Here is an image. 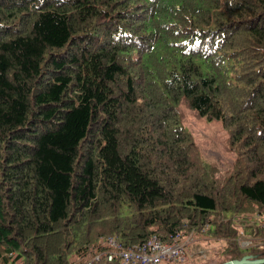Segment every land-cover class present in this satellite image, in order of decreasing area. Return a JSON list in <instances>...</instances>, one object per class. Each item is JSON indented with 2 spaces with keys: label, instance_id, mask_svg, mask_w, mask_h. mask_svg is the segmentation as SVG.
Instances as JSON below:
<instances>
[{
  "label": "trees",
  "instance_id": "obj_1",
  "mask_svg": "<svg viewBox=\"0 0 264 264\" xmlns=\"http://www.w3.org/2000/svg\"><path fill=\"white\" fill-rule=\"evenodd\" d=\"M153 236L264 259V0H0V264H124Z\"/></svg>",
  "mask_w": 264,
  "mask_h": 264
},
{
  "label": "rangeland",
  "instance_id": "obj_2",
  "mask_svg": "<svg viewBox=\"0 0 264 264\" xmlns=\"http://www.w3.org/2000/svg\"><path fill=\"white\" fill-rule=\"evenodd\" d=\"M185 113L186 126L193 133L205 157L208 160H217L224 169L232 165L234 154L226 145L227 132L222 124L199 119L187 110ZM224 245V242L206 241L201 238H195L194 241L191 239L187 249V262L184 264H219L225 259L222 255ZM98 257L100 256H96Z\"/></svg>",
  "mask_w": 264,
  "mask_h": 264
},
{
  "label": "built area",
  "instance_id": "obj_3",
  "mask_svg": "<svg viewBox=\"0 0 264 264\" xmlns=\"http://www.w3.org/2000/svg\"><path fill=\"white\" fill-rule=\"evenodd\" d=\"M193 236L184 240L179 237L172 244L163 243L159 238L153 236L150 240L136 249H128L119 253L124 264H162L186 262V252ZM114 255H108V261H112ZM99 260V257L96 258Z\"/></svg>",
  "mask_w": 264,
  "mask_h": 264
},
{
  "label": "water",
  "instance_id": "obj_4",
  "mask_svg": "<svg viewBox=\"0 0 264 264\" xmlns=\"http://www.w3.org/2000/svg\"><path fill=\"white\" fill-rule=\"evenodd\" d=\"M227 264H264V259L252 260V257H245L241 261H230Z\"/></svg>",
  "mask_w": 264,
  "mask_h": 264
},
{
  "label": "bare ground",
  "instance_id": "obj_5",
  "mask_svg": "<svg viewBox=\"0 0 264 264\" xmlns=\"http://www.w3.org/2000/svg\"><path fill=\"white\" fill-rule=\"evenodd\" d=\"M119 246V245H118ZM116 248V247H115ZM116 251V250H115ZM117 251H118V249H117ZM113 253V252H112ZM115 258V257H114Z\"/></svg>",
  "mask_w": 264,
  "mask_h": 264
},
{
  "label": "clouds",
  "instance_id": "obj_6",
  "mask_svg": "<svg viewBox=\"0 0 264 264\" xmlns=\"http://www.w3.org/2000/svg\"><path fill=\"white\" fill-rule=\"evenodd\" d=\"M195 239V238H194Z\"/></svg>",
  "mask_w": 264,
  "mask_h": 264
}]
</instances>
